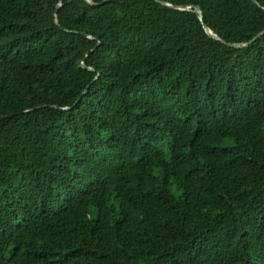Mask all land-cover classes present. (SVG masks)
<instances>
[{
	"label": "trees",
	"instance_id": "16d2710c",
	"mask_svg": "<svg viewBox=\"0 0 264 264\" xmlns=\"http://www.w3.org/2000/svg\"><path fill=\"white\" fill-rule=\"evenodd\" d=\"M91 1L0 0V264H264V32Z\"/></svg>",
	"mask_w": 264,
	"mask_h": 264
},
{
	"label": "water",
	"instance_id": "95a60500",
	"mask_svg": "<svg viewBox=\"0 0 264 264\" xmlns=\"http://www.w3.org/2000/svg\"><path fill=\"white\" fill-rule=\"evenodd\" d=\"M88 3L90 4H95L93 1L91 0H86ZM108 0H104L102 1L103 3L106 2ZM157 2L163 4V5H166L168 7H171V8H174V9H179V10H193L197 17L199 18V20L201 21L202 23V26L204 28V30L206 31V33L213 39L215 40H219L223 43H226L228 46H232V47H236V48H239V47H243L245 46L246 44H248L249 42H252L254 41L255 39H257L263 32H264V29L262 31H260L259 33H257L252 39H250V41L248 42H243V43H227L225 42L222 38H220L217 34L213 33L211 31V29H209V27L204 23V20H203V13H202V10L199 6H195V8H191V6H187V5H183V6H178V5H172L168 2H163L161 0H156ZM253 2H256L255 0H252ZM61 5V1H59V3L57 4V8ZM55 21L58 22V17H57V11L55 12ZM87 37L91 38L90 35H87ZM82 66L88 70H93V68L89 67V66H86L84 62H82ZM99 75V73L96 75V77ZM95 77V78H96ZM67 109V108H65Z\"/></svg>",
	"mask_w": 264,
	"mask_h": 264
}]
</instances>
